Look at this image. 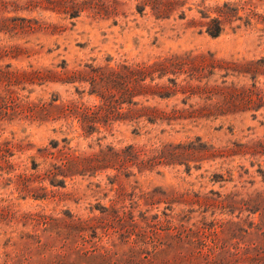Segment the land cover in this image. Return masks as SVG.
I'll return each instance as SVG.
<instances>
[{"label":"rangeland","instance_id":"rangeland-1","mask_svg":"<svg viewBox=\"0 0 264 264\" xmlns=\"http://www.w3.org/2000/svg\"><path fill=\"white\" fill-rule=\"evenodd\" d=\"M85 251L264 264V0H0V264Z\"/></svg>","mask_w":264,"mask_h":264},{"label":"trees","instance_id":"trees-1","mask_svg":"<svg viewBox=\"0 0 264 264\" xmlns=\"http://www.w3.org/2000/svg\"><path fill=\"white\" fill-rule=\"evenodd\" d=\"M219 16H222V15H220V13H219ZM206 25L208 27L207 32L211 36L217 37V36L221 35V33H222V21L219 18L211 19L210 22L206 23ZM223 248H225V247H223ZM225 252L227 253V251H225ZM83 254L85 257L89 256L90 258H93L99 264H111V261H112V257L110 256L108 251L102 255L93 256V257H91V255H89V251H85ZM224 254L225 253L215 254L214 258L212 260H207L205 262V264H231L230 262L226 261ZM115 264H122V262L117 261ZM258 264H263V263L259 262Z\"/></svg>","mask_w":264,"mask_h":264}]
</instances>
